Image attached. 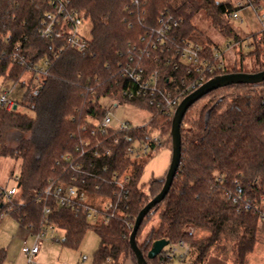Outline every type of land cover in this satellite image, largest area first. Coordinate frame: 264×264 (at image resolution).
<instances>
[{
    "label": "trees",
    "instance_id": "16d2710c",
    "mask_svg": "<svg viewBox=\"0 0 264 264\" xmlns=\"http://www.w3.org/2000/svg\"><path fill=\"white\" fill-rule=\"evenodd\" d=\"M261 1L244 0L254 7H259ZM70 3L92 24L87 48L81 52L62 46L61 41L38 36L39 21L48 10L45 0H0V77L10 79L13 85L21 82L26 88L14 110L0 107V158L20 162L17 193L7 203L0 198V218L9 209L6 215L36 234L46 206L51 225L64 231L60 241L63 246L77 249L90 228L99 238L92 264H123L128 256L136 264L128 243L132 226L128 227L124 219L133 225L139 211L161 190L166 173L140 183L143 167L152 156L125 157L124 135H118L117 142L113 138L106 140L103 146L110 150V155L94 163L99 171L101 165H107L109 171L130 174L129 196L120 218L90 225L52 199L37 202V196L49 183L67 182L74 175L63 157L76 154L84 140L93 144L95 139L90 132L104 114L101 101L111 96L121 99V91L127 86V80L120 77L118 64L126 59L129 47L146 35L147 28L156 24L161 12L180 21L171 34L175 41L188 40L204 46L198 43L200 33L195 27V17L204 14L209 27L232 37L233 42H241L230 19L238 8L230 0H70ZM7 35L9 43L4 40ZM15 44H19L21 55L29 62L47 60L46 73L38 80L25 67L14 64L9 69V53ZM207 46L206 53L210 55L212 45ZM254 47L248 55H255L258 68L250 73L264 70V43H255ZM172 55V51H149L143 62L165 75L171 73V65L165 61ZM242 72L224 69L214 77ZM263 101L264 81L218 88L187 109L180 126L178 171L167 195L145 215L136 233V244L144 257L157 240H166L168 244L183 240L189 244L190 252L196 254L193 264H202L211 249L229 252L237 264H245L257 243L258 226L264 221L256 212L238 210L227 194H240L264 212ZM123 102L148 108L145 101ZM18 106L30 109L32 116L19 112ZM153 115L150 126L161 130L165 138L162 148L171 149L172 116L158 112ZM135 132L127 135L143 136L144 130ZM87 182L94 185L98 181L90 178ZM112 190L106 185L97 193L110 198ZM155 215L158 225L142 234L145 223ZM164 255L161 251L146 262L182 264L186 259L177 263L166 260ZM5 258L6 249L0 248V264Z\"/></svg>",
    "mask_w": 264,
    "mask_h": 264
},
{
    "label": "built area",
    "instance_id": "2783aa9c",
    "mask_svg": "<svg viewBox=\"0 0 264 264\" xmlns=\"http://www.w3.org/2000/svg\"><path fill=\"white\" fill-rule=\"evenodd\" d=\"M48 10L43 13L38 27L37 34L44 40L61 41L62 46L76 51H83L87 48L89 40L82 35L81 27L87 19L80 12L72 8L70 0H45ZM134 5L138 6L135 1ZM237 11L230 15L231 20L239 19L240 10L247 7L237 3ZM261 28L259 33L252 36V43H264V15L259 18ZM142 21V19H140ZM180 21L174 19L166 12H161L154 26L147 28L146 35L140 37L136 44L129 47L128 55L123 62L118 64L120 77L127 80V86L121 91L120 98L111 96L101 101L104 111L102 118L94 123L90 136L95 139L93 144L90 140H84L81 149L73 156L67 154L63 161L68 169L74 173L69 181L58 180L51 182L37 196V202L52 199L56 205L75 213L79 218L88 221L91 225L106 223L109 219L120 218L123 215L122 209L126 207L129 196L130 174L128 172L109 171L107 165H101L100 171L95 169V161L103 156H109L110 150L104 147L106 140L113 138L117 142L118 135H124L127 146L124 149V156L131 159H141L154 155L163 146L164 137L161 130L152 128L150 123L153 114L162 113L173 116L180 102L189 94L193 93L205 82L214 77L215 73L224 70L222 52L217 47H211L210 55L206 53L208 46L195 45L188 40L175 41L171 36L172 31L179 27ZM4 40L9 43L10 35ZM228 44L227 49L233 44ZM226 48V47H225ZM161 53L172 51L173 55L166 59L165 63L171 65V73L163 75L160 69H150L144 65L143 59L149 56V51ZM3 55V54H2ZM1 55V56H2ZM10 66L17 65L27 68L33 73L34 79L46 73L47 60L43 59L38 63L29 62L21 55L19 44H15L9 53ZM56 56V55H55ZM156 61V59H154ZM8 72L6 73V75ZM4 81H11L2 76ZM165 78L163 85L162 81ZM12 82V81H11ZM12 86L0 85V107L5 111H12L16 108V102L9 97ZM123 101H135L147 103L148 108L132 105L146 113L145 123L139 126H132L128 121L117 120L115 111L123 105H131ZM108 102L107 106L104 103ZM264 106V101L262 102ZM144 130L143 136L137 134L127 135L133 131ZM136 133V132H135ZM105 174V175H103ZM75 175L80 177L77 178ZM14 184L17 182V175L11 176ZM97 180L94 185H88L89 179ZM111 186L112 196L108 198L100 192L102 186ZM17 193L16 186L6 189L0 188V198L3 203L10 201ZM227 198L244 211L256 212L258 218L264 221V212L258 211L250 201L238 195L227 194ZM9 209L5 211L7 213ZM50 213L48 207L42 210V225L35 235V241L31 246H23L21 252L28 258V264L39 251L38 242L50 230H55L48 220ZM3 216V215H2ZM1 216V217H2ZM129 227L132 224L124 219ZM192 233V230L189 234ZM59 241V240H58ZM164 258L169 261H181L187 257L190 248L186 241L179 240L168 244L163 248ZM87 258L83 257L82 261Z\"/></svg>",
    "mask_w": 264,
    "mask_h": 264
},
{
    "label": "rangeland",
    "instance_id": "374dc122",
    "mask_svg": "<svg viewBox=\"0 0 264 264\" xmlns=\"http://www.w3.org/2000/svg\"><path fill=\"white\" fill-rule=\"evenodd\" d=\"M225 1V0H217ZM236 6L242 3L247 7L238 13L239 19L232 20L231 25L235 33L239 36L241 42L233 44L228 49V44L233 43V38L220 33L209 27L208 21L204 14L200 13L195 17V27L200 33L198 35L199 44L204 46H217L222 52V60L226 70L238 69L246 72H253L258 67L255 55H248L253 52L255 47L249 45L252 43V35L259 33L261 23L259 18L264 15V0L259 7H254L244 0H230ZM92 24L89 20L84 21L81 27L82 35L85 39H90ZM211 46V47H212ZM226 47V48H225ZM26 76L25 84L27 82ZM0 85L12 86L9 97L16 103L20 100L26 88L19 82L15 85L11 81H4L0 77ZM108 102L104 103L107 106ZM18 111L32 116L30 109L18 106ZM146 113L132 105H123L115 111L117 120L128 121L132 126L144 124ZM171 159V149L168 147L160 148L144 165L140 183H147L153 178L163 176L168 170ZM20 162L11 159L0 158V188L9 189L13 187L14 181L11 174L16 176L19 173ZM12 176V177H13ZM88 223V221H87ZM159 223L158 216L155 215L144 225L142 234L150 227H155ZM90 224V223H89ZM91 225V224H90ZM257 243L251 254L246 257L245 264H264V224L258 226ZM64 238V231L55 228L52 232L49 230L46 235L38 242L39 251L31 259L32 264H92L93 255L98 248L99 238L93 229H87L79 243L77 249H71L63 246L60 241ZM59 240V241H58ZM35 241V235L30 233L25 227H22L10 215H3L0 218V248L6 249V258L3 264H28V258L21 252L23 246H31ZM196 254L189 251L186 259L182 264H193ZM86 257L85 261L82 258ZM131 260V257L128 256ZM124 264V263H123ZM202 264H237L229 252L219 253L212 249L208 251Z\"/></svg>",
    "mask_w": 264,
    "mask_h": 264
},
{
    "label": "water",
    "instance_id": "95a60500",
    "mask_svg": "<svg viewBox=\"0 0 264 264\" xmlns=\"http://www.w3.org/2000/svg\"><path fill=\"white\" fill-rule=\"evenodd\" d=\"M264 81V70L256 73H228L215 76L205 82L201 87L193 93L186 96L176 108L170 126L171 138V159L168 170L166 171L164 183L159 193L152 198L137 214L132 225L131 233L128 238L130 250L133 253L136 264H147L146 259L152 260L158 256L164 247L168 245L166 240H157L153 242L150 250L144 257L136 244V233L142 223L145 215L158 203H160L167 195L172 181L178 171L181 159V135L180 126L182 118L187 109L204 95L218 88L226 87L234 84H257ZM15 109V107H14Z\"/></svg>",
    "mask_w": 264,
    "mask_h": 264
},
{
    "label": "crops",
    "instance_id": "0c3cea01",
    "mask_svg": "<svg viewBox=\"0 0 264 264\" xmlns=\"http://www.w3.org/2000/svg\"><path fill=\"white\" fill-rule=\"evenodd\" d=\"M124 264H134L130 259H127Z\"/></svg>",
    "mask_w": 264,
    "mask_h": 264
}]
</instances>
